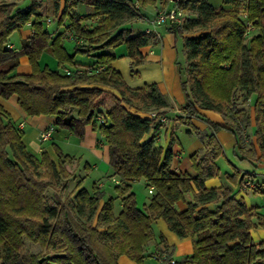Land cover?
Here are the masks:
<instances>
[{
    "label": "trees",
    "instance_id": "obj_1",
    "mask_svg": "<svg viewBox=\"0 0 264 264\" xmlns=\"http://www.w3.org/2000/svg\"><path fill=\"white\" fill-rule=\"evenodd\" d=\"M18 1L0 0V96L16 95L26 115L55 116V126L79 141L91 124L98 142L107 144L121 209L115 215L114 197L104 198L96 184L89 191L82 178L64 199L58 193L47 196L49 188L65 190L74 177L66 164L75 158L55 143L56 159L45 151L40 157L29 151L23 130L0 105V264H118L119 255L141 261L157 219L178 237L192 238V253L183 264H264V238L254 241L250 231L264 228V214L247 206L230 185L204 183L220 172L216 159L222 148L214 133L220 129L233 135L241 158L254 164L264 160V0H222L218 7L208 0H159L163 9L176 6L184 12L180 22L162 24L175 41L181 39L175 65L184 103L175 119L191 124L192 116L200 117L213 130L200 135L204 150L189 155L194 174L172 169L173 134L165 149L155 146L167 106L156 83L131 87L112 66L122 56L115 52L120 46L130 68L143 63L141 48L157 41V34L153 29L133 33L132 23L157 0H63L61 9L60 0H52L56 24L67 31L57 33L47 29V9L40 0H30L28 6ZM80 3L87 13L77 11ZM27 23L32 32L20 49L7 46L12 32ZM252 28L258 32L246 42ZM68 37L73 53L64 45ZM47 51L63 71L41 67V54ZM77 54L94 62L78 63ZM22 55L31 66L26 74L16 72ZM253 94L255 143L247 142L250 113L242 107ZM201 109L219 113L224 122L209 120ZM226 175L234 184L251 177L237 169ZM139 178L151 189L143 207L132 190ZM180 200L186 206L179 211ZM24 236L42 250L21 255Z\"/></svg>",
    "mask_w": 264,
    "mask_h": 264
},
{
    "label": "crops",
    "instance_id": "obj_2",
    "mask_svg": "<svg viewBox=\"0 0 264 264\" xmlns=\"http://www.w3.org/2000/svg\"><path fill=\"white\" fill-rule=\"evenodd\" d=\"M30 2H31L30 0L18 1V3H20L21 6H28ZM62 5H63V0H60L59 9L62 8ZM220 5H222V3ZM161 6L162 5L158 4V2H156L153 5L155 9L154 16L158 12L159 7ZM142 14L143 16L140 19L136 20V22L138 21V23H132L133 33L139 29L140 30L147 28L153 29L157 34V41H154L153 43H149L141 48V51L145 56L144 61L142 64L134 68H130V58L124 54L125 53L124 47L120 46L119 48H116L115 52L118 55H122V56L114 60L112 62V66L121 73L122 77L129 86L140 87L144 83H156L160 92L166 97L167 100L166 114L163 117L168 118L169 120L167 119L165 120L164 125L160 128V131L155 137V146H159L165 149L169 144L170 135L173 134L172 132L168 131L170 124H172L174 120L169 117V113L171 112L173 114H176L180 112L178 114H182L181 107L184 103V95L181 90L179 75L177 73V69L175 65V60L177 58V55H180L179 50L181 43H180V39L175 41L174 34L167 30H164V26H161L162 24L153 27L151 23L152 19H149L146 16L145 11L142 10ZM47 19H49V21H47ZM45 21L47 23L52 22L49 16H47ZM62 30H63L62 27L55 24V27H53V30L50 32L57 33ZM31 32L32 30L30 23L25 24L22 28H20L15 32L16 35L13 36L14 32H12L13 37L9 39L7 46L15 50H19L22 41L27 39L31 35ZM50 57L51 55L49 54L48 51L43 52L41 54L40 57L41 67L47 66L50 69H56L48 66L47 58ZM93 62L94 59L89 56V58H87V62H81V63L91 64ZM79 69H82V67H79ZM30 71H31V66L28 61V58L25 55L20 56L19 65L16 68V72L20 74H26L29 73ZM132 71H134V74ZM105 88L114 91L110 88L107 87ZM0 105L9 115L11 120L18 127H20L19 126L20 124L22 125L20 128L23 130V136H22L23 143L25 144L26 148L29 151H31L38 157H40L41 153L45 151L48 153L50 158L54 159L55 153L52 144L55 143L59 146V142L61 143V140L64 141V139L72 135L67 130L55 126L54 124L55 116L26 115V113L18 105L16 95H12L8 98H3L0 96ZM200 111L205 117H207L211 121L221 124L224 122L222 116L215 111L206 110V109H201ZM194 118H196V116H192L190 120L193 121ZM251 120H252V112L250 113V121ZM202 121L203 122L201 123V129L202 127L204 129L202 133L205 134V133L213 132L211 126L204 119ZM49 127H53L51 137L49 138L53 142L51 145L44 146L41 143V141H47L49 139L41 140L39 135L42 131H44ZM220 131L222 132L223 129L214 132L216 137H218ZM150 135L151 133H148L144 136V138H148ZM98 138H99V134L97 130H95L91 124H88L84 128V138L79 142L80 145L86 150H88L90 153H92L95 156V158L101 159V161L108 162L107 144L104 141L98 142ZM225 139L226 140L229 139L228 135L225 136ZM250 141L253 142V139L251 137H250ZM202 143L204 145V140H202ZM181 149L182 148H180L179 146L177 148L172 147V150L174 152V156L171 163L172 169L176 171H188L189 173L194 174V171L192 170L191 167V162L189 160V156L184 155ZM203 150H204V146L201 147L200 152H202ZM237 156L240 157L239 154ZM216 163H217V159H216ZM231 164L232 167L234 169H237L241 174L247 172L251 175L250 178H246V177L244 178L243 184H238V190L235 192L236 196L241 198L247 206H256L257 211L258 212L260 211V213L264 214V199L261 206L252 199L253 195L255 194L264 196V161L258 160L256 164V168L253 171L237 168L235 164L233 163ZM93 165L94 167L97 166L96 164ZM225 166L226 164L224 163V167ZM225 169L226 170L228 169L226 173L233 172V169H230L229 167H226ZM248 181L251 182L252 184L251 186H246V182ZM204 183L206 187H218L224 185L225 182H223L221 176L219 175V176L206 178ZM96 185L100 186V188L102 189L103 184L97 183ZM251 192L253 195H250ZM186 199L187 200L190 199V196L187 195ZM185 206H186V202L184 200H180L176 203V208L179 211L185 208ZM254 221L255 222L257 221L256 218H254ZM154 223H156L157 229H159L158 237L155 236L156 233L154 232V237L151 240L154 241L155 247L161 249L163 245L165 246L167 245V247L168 245H170L174 247L173 248L174 254L187 255V256L190 255L191 252L190 245L192 241L189 236L183 238L178 237L168 229L167 225L161 219L155 220ZM250 231L254 241H259L264 238V228H262L261 226L253 227ZM176 246L178 248L177 250H176ZM163 249L167 250V248L164 247ZM167 252L174 258V254L171 251H167ZM117 262L118 264H132V262L127 258L126 255H119L117 257Z\"/></svg>",
    "mask_w": 264,
    "mask_h": 264
},
{
    "label": "rangeland",
    "instance_id": "obj_3",
    "mask_svg": "<svg viewBox=\"0 0 264 264\" xmlns=\"http://www.w3.org/2000/svg\"><path fill=\"white\" fill-rule=\"evenodd\" d=\"M169 1V0H168ZM209 2H211L213 5L217 6L220 5L222 2L221 0H208ZM22 2V1H21ZM20 2V3H21ZM41 3V6H46L47 9V13L46 16H49L52 20L51 23H47L46 21V26L47 29L49 31L53 30V27H55L56 24V18L54 17L53 14V8H54V2L52 0H40L39 1ZM158 4H161L159 0H157ZM168 3V2H167ZM162 5V4H161ZM77 11L85 14L87 13L88 8L85 6V4H78L77 6ZM163 10L162 6L159 7V10ZM154 7L152 4H148L146 7L143 8V11H145L146 16L149 19H154ZM158 10V11H159ZM89 22L91 24H94L95 21L93 20H89ZM67 23V21H66ZM133 23H138V21H134ZM163 26V25H161ZM135 28V25H134ZM163 28V27H162ZM62 29H64L62 27ZM17 31V30H16ZM16 31H14V35H16ZM64 32H67L64 29ZM258 32L257 29L252 28L249 32V34L247 35L246 38V42H248V40L251 38L252 35L256 34ZM66 34V33H65ZM12 34L9 36L11 39ZM180 39V38H178ZM181 41V39H180ZM64 45L67 48V50L70 53H73V40H70L69 38H65L64 39ZM50 54V53H49ZM51 56L50 58H47V63L48 66H50L51 68H56L59 69L60 71H63L64 68L63 67H58L57 65V61L54 60L55 58ZM87 58H89V56H84L81 54H77L75 56V61H77L78 63L80 62H87ZM67 68H75V66L73 65H65ZM239 94V92H237L235 94V97H237V95ZM254 98L255 95H251L249 100L247 101L246 104L242 105V107H246V110L251 113L252 112V120L248 122V125L245 126V135L247 136V142L250 141V137L253 139L252 143H255V137H254V129H255V120H254V115H253V103H254ZM180 113V112H178ZM178 113L173 114V113H169V117L173 120V123L170 124L168 131L173 133V137H174V141L172 143V147L177 148L178 146L180 148H182L181 150L183 151L184 155L189 156L191 153L193 152H200L201 147L204 146L202 143V139L200 137V135H203V127L201 129V123L203 122V118L200 117H196L194 118L193 121H191V124L187 123L186 121H177L174 117H176L177 115H179ZM175 115V116H174ZM167 120H169L168 118H166ZM193 125V126H192ZM198 129L199 134L196 132V129ZM228 135L229 139L226 140L225 136ZM217 139L219 140V143L221 145L222 148V153L217 157V165L220 169L219 175L221 176L224 185H230L232 190L234 192H236L238 190V184H234L226 175V167H229L230 169H233V172L236 170L232 167V164H235L237 168H241V169H247L250 171H253L256 168V164H257V160H255L254 164L251 160L247 159V158H241L238 157L237 152L235 150V145H234V137L233 135L230 133V131L223 129V131L218 134ZM52 140L49 139L47 141H41V143L44 146H48L52 144ZM228 142V143H226ZM59 146L62 150L63 153L69 154L70 156L75 158L74 162H70L66 164L67 169L73 174L74 177H72L71 179H68L67 181V186L65 188V190L63 191H59L56 192L55 189L53 188H49L46 191V195L49 197H54L55 193H58L57 195L61 198L64 199L66 197L67 194L72 193L74 186L77 182L78 179L82 178V185L84 187H86L89 191L92 190L93 186L97 183H101L102 185V191H104V198L108 197V196H113L114 197V201H113V213L115 215H117L121 209V202H120V197L117 196V193L114 189V185L115 182L112 180V178H116L115 176L111 175L112 171L111 168L108 164V162L105 161H101V159L95 158V156L90 153L88 150H86L85 148H83L80 145V142L78 140V138H76L73 135H70L68 138L61 140V143L59 142ZM54 159H56V157H54ZM230 160V161H229ZM264 161V160H263ZM226 164V166L224 167V163ZM93 164H96L97 166L94 167ZM217 175V176H219ZM58 187H60L59 184H56ZM55 185V186H56ZM56 187V188H58ZM132 190L135 193L136 196V200H137V204L139 207H143L144 203H147L149 198H150V192L148 191V188L145 187L144 185V180L143 178H139L137 180H135L132 183ZM250 195H253L252 192L250 193ZM260 196V197H259ZM257 204H259L261 206V204L263 203V199L264 196L261 195H253L252 198ZM261 208V207H260ZM260 212V211H259ZM162 220V219H161ZM164 221V220H163ZM155 221L152 222V229L153 232H155V236L158 237L159 234V229H157V225L156 223H154ZM165 223V221H164ZM166 224V223H165ZM190 237V236H189ZM191 241L192 238L190 237ZM191 252L192 253V242H191ZM167 248L166 249H163ZM174 247L167 245H163L161 249L155 247V243L154 241H151L150 243H148L145 247V251H144V256L142 258L141 261H136L130 257L127 256V258L132 262V264H159V260L157 258V253H168L167 251H171L174 254ZM177 246H176V250H177ZM42 248L39 246V244L34 243L32 241H30L29 239H27L25 236L23 237V245L20 249V254L21 255H27V254H32V253H37L39 251H41ZM166 252H164V251ZM187 255H177L174 254V259L176 260V262L178 264H183V261L185 259Z\"/></svg>",
    "mask_w": 264,
    "mask_h": 264
},
{
    "label": "built area",
    "instance_id": "obj_4",
    "mask_svg": "<svg viewBox=\"0 0 264 264\" xmlns=\"http://www.w3.org/2000/svg\"><path fill=\"white\" fill-rule=\"evenodd\" d=\"M170 3H173V0H169ZM184 12L182 9L176 7V6H170L167 9H163V10H159L156 14L154 19L151 21L153 27L156 25H160L165 23L167 20H170L172 22H180L183 18ZM47 21H49V19H47ZM249 26V24H248ZM151 29H146V31H149ZM69 38V37H68ZM66 72L68 73V70H66ZM161 121H165L166 118L165 117H161L160 118ZM100 121H102L100 119ZM20 127L22 126L21 124L19 125ZM53 131V127H49L47 129H45L44 131H42L40 133V139L41 140H47L51 137ZM112 180L114 182H118L116 178H112ZM251 182H246V186H251ZM149 192H151V189L148 190ZM157 258L159 260V264H176V260L171 256V255H167V253H157Z\"/></svg>",
    "mask_w": 264,
    "mask_h": 264
}]
</instances>
